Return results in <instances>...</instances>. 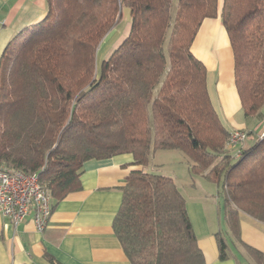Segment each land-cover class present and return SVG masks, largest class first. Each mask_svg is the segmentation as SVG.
<instances>
[{"label":"trees","instance_id":"trees-1","mask_svg":"<svg viewBox=\"0 0 264 264\" xmlns=\"http://www.w3.org/2000/svg\"><path fill=\"white\" fill-rule=\"evenodd\" d=\"M47 1L45 17L17 33L0 61V166L37 173L54 210L82 190L87 161L131 154L142 168L127 178L113 222L131 264H206L175 181L145 170L153 151H182L193 175L218 187L232 236L264 264L241 241L239 217L264 223V137L245 131L249 147H228L233 131L191 50L203 21L220 17L244 116H261L264 0H178L175 16L173 0ZM124 8L130 31L98 71ZM216 237L227 260V240Z\"/></svg>","mask_w":264,"mask_h":264},{"label":"crops","instance_id":"crops-1","mask_svg":"<svg viewBox=\"0 0 264 264\" xmlns=\"http://www.w3.org/2000/svg\"><path fill=\"white\" fill-rule=\"evenodd\" d=\"M47 11V0H0V61L15 35L42 20ZM115 35L113 31L100 45L101 59L119 41ZM191 50L207 69L209 95L223 125L231 132L257 131L264 122V108L261 116H244L235 83L233 50L220 17L203 21ZM249 142L244 149L251 145ZM167 151L172 158L177 154L173 152H180ZM141 168L134 165L131 154L87 161L81 177L82 190L69 194L56 206L43 232L37 230L32 217L16 225L0 212V264H131L115 235L113 222L127 178ZM190 168L188 161V172ZM179 174L172 175V179L186 200L206 264H256L229 231L222 197L214 192L207 194L202 184H195V177L185 188L187 196L177 182ZM239 217L241 241L264 253V223L244 212ZM219 232L228 243L229 257L224 261L220 259L216 237Z\"/></svg>","mask_w":264,"mask_h":264},{"label":"built area","instance_id":"built-area-1","mask_svg":"<svg viewBox=\"0 0 264 264\" xmlns=\"http://www.w3.org/2000/svg\"><path fill=\"white\" fill-rule=\"evenodd\" d=\"M262 128L261 138L264 137V125ZM246 140L245 131L235 130L228 140V147L238 151ZM0 212L16 225L32 217L37 230H45L53 213L52 200L37 173L0 166Z\"/></svg>","mask_w":264,"mask_h":264},{"label":"rangeland","instance_id":"rangeland-1","mask_svg":"<svg viewBox=\"0 0 264 264\" xmlns=\"http://www.w3.org/2000/svg\"><path fill=\"white\" fill-rule=\"evenodd\" d=\"M177 3H178V0H173L172 16H175V14H176L175 9L177 7ZM130 26L131 25H130L129 12L127 9L124 8L120 22L118 23L117 27L113 30L114 35L117 34V36L120 39L118 38L119 41H117V43H115V45L112 46L113 48L112 47L110 48L109 53L106 55V57H104V59H108L110 57V55L112 54V52L114 51V49L128 35V33L130 31ZM100 51H101V46H100L98 53H97L98 71H99V67L101 65V62L104 60V59H101V56L99 54ZM263 124H264V122L261 123V125L257 129V131H259V133L263 132V128L261 127ZM247 143H250V142L247 141ZM155 152H156V154H154ZM173 153H177V154H175L176 155L175 158H172L173 156L169 157L171 154L167 150L166 151L165 150L154 151L152 154V157L149 159V163H148L146 171L153 173V174H158V175L170 177V178H172V175H174V174L177 175V173H180L177 182H178L181 190L182 191L184 190L185 192H186L185 188L190 183L193 182L192 177H195V179H197V180H195V184H202L203 189L207 194H209L211 196L210 193L214 192L216 195H218L219 190H217V186H214L213 184L207 182L206 180L205 181L201 180L200 179L201 177L198 178V176L193 175L192 172H188V161L191 162V160L182 151L173 152ZM232 153H234V152L232 151ZM186 194H187V196L189 195L188 192H186ZM191 196H193V195H191ZM221 197L224 200L223 196H221Z\"/></svg>","mask_w":264,"mask_h":264}]
</instances>
